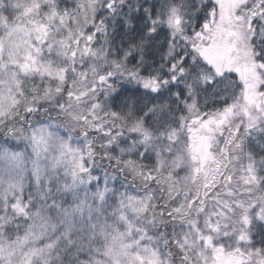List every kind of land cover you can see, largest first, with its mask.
<instances>
[{"label":"snow or ice","instance_id":"obj_1","mask_svg":"<svg viewBox=\"0 0 264 264\" xmlns=\"http://www.w3.org/2000/svg\"><path fill=\"white\" fill-rule=\"evenodd\" d=\"M0 264H264V0H0Z\"/></svg>","mask_w":264,"mask_h":264}]
</instances>
